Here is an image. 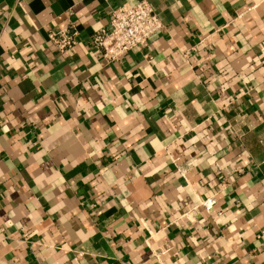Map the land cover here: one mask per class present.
<instances>
[{"label": "crops", "instance_id": "crops-1", "mask_svg": "<svg viewBox=\"0 0 264 264\" xmlns=\"http://www.w3.org/2000/svg\"><path fill=\"white\" fill-rule=\"evenodd\" d=\"M139 1L0 0V264H264V0H148L106 61Z\"/></svg>", "mask_w": 264, "mask_h": 264}, {"label": "built area", "instance_id": "built-area-1", "mask_svg": "<svg viewBox=\"0 0 264 264\" xmlns=\"http://www.w3.org/2000/svg\"><path fill=\"white\" fill-rule=\"evenodd\" d=\"M165 25L148 0L112 9L110 25L94 33L90 44L108 62L118 61L131 50L149 43ZM49 41L60 53L79 43V32L73 24L49 34Z\"/></svg>", "mask_w": 264, "mask_h": 264}]
</instances>
